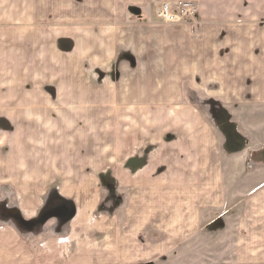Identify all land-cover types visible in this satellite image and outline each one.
<instances>
[{"label":"crops","instance_id":"1","mask_svg":"<svg viewBox=\"0 0 264 264\" xmlns=\"http://www.w3.org/2000/svg\"><path fill=\"white\" fill-rule=\"evenodd\" d=\"M72 1L0 0V39L8 24L21 32L15 53H0V264H186L188 252L200 264L198 234L228 201L229 168L264 174V0H162L194 3L200 31L155 21L161 43L175 44L174 63L165 44L158 77L145 69L107 98L75 85L113 48L74 45L57 64L54 50L21 41L58 25L63 38H84L86 0ZM103 33L97 26L89 37ZM184 82L217 84L207 95L215 125L186 99ZM66 200L72 215L56 208L37 223ZM238 227L234 264H264V178L245 196Z\"/></svg>","mask_w":264,"mask_h":264},{"label":"rangeland","instance_id":"2","mask_svg":"<svg viewBox=\"0 0 264 264\" xmlns=\"http://www.w3.org/2000/svg\"><path fill=\"white\" fill-rule=\"evenodd\" d=\"M72 2L79 5L78 1L74 0ZM120 2L126 3V6L116 8V5ZM161 2L162 0H148L147 2H144L146 3V6H142V2L138 0H118L115 4L112 3V0H86L87 8H85L86 13L83 15V19L84 22H86L87 30L85 37L81 40L63 38L62 26L57 24L58 26H54V28H50V30L43 29V27L39 26L36 34L33 35L35 38H26L21 41H23L24 44L31 45V41L34 42L37 40L39 44L38 49H44L45 51L48 49L54 50L55 56L58 58L55 59L57 64L62 62L60 57L63 54L68 55L67 52L71 51L74 48V45V50L76 51L78 50L76 47H84L90 48L91 51L88 52H92L101 41L102 48H105L106 50L113 48L111 56L112 60L110 62H106L104 65L96 64L99 66H92V61H88L85 67L86 70L83 68V71L80 72L82 73V81L84 83L85 79L86 84L83 85L81 80L77 78V85H75V89H78L75 92L76 94L86 95V97H111L112 90L117 87L116 85L120 84L121 86L122 84H126L125 81L127 79L140 75L145 69H150L152 74L155 77H158L159 67L161 66L160 58L164 57L162 52L166 45L167 54H170L172 63H174L173 60L176 55L174 54L173 49L175 44L168 38V36L167 43L166 41L164 44L161 43L159 40L160 35L164 34L165 30L158 27L159 23L155 22H165H162V19L158 17L159 6L162 5ZM10 9H13V6H11ZM74 9L82 11V8ZM176 10L179 9L177 8ZM117 14H119L120 20L125 18L124 21L126 22L116 24L114 18ZM181 23L182 25L185 23L190 24L191 30L194 32L200 31L201 29V25L197 24L196 21L187 20ZM44 25L45 24H43V26ZM97 26H99L104 32L102 40L93 36L89 37L91 31ZM22 30L26 33L28 28L24 27ZM112 30L115 31L116 35L112 34L113 36L110 37V32ZM6 32V38L4 39L2 37L0 39V46L3 45L2 43H4L5 46L0 50V53H3L5 56L7 55L8 58L10 57L9 55L11 52L15 53V48L19 45V40H17L19 38H17L16 35L20 32V29H16L15 24L11 23L8 24ZM1 34H3L2 30ZM148 53H150V55ZM84 71L86 74H84ZM63 82L66 83L65 85H68L67 81L63 80ZM201 85L195 84L192 86L189 82H184V94L186 95V99L189 102H192L204 117L210 119V122L215 125L214 119L210 117L212 103L207 95L211 96L214 93H218L220 91L219 87L214 82H209L205 86ZM52 87L53 85H49V89ZM39 93L40 95L49 94L44 87L40 88ZM58 93L59 95L66 93L70 94L71 88L70 86H67V88H61L58 90L57 94ZM153 105L154 103H152V110L154 109ZM231 105L232 108H234L236 115L240 108L238 107V104L232 103ZM236 116L238 117V115ZM229 170V175L231 176H228V179H230V182H226L228 201L224 207L211 209L206 213V219L200 233L198 234L199 243L197 256L199 257L198 260L200 264H234L242 203L245 196L256 187L260 178H264V174L253 175L252 172L255 170L254 167L242 169V166H240L239 163H235L234 166L229 168ZM66 202L67 204H56L52 201L50 204L53 205L51 207L54 209L51 208V210H47L37 223H39V225L46 224L48 220L46 221L45 216L50 215L51 218L53 216L52 211L57 210V212H59L56 217H63L71 213L73 214L74 210H71V207L74 206L73 203L68 200H66ZM114 206L119 207V205L115 204ZM25 223L30 225V222ZM194 249L195 248H193V250ZM193 254L194 252H188L185 255L189 256L183 258L184 260L187 259L186 264H189L191 259L192 261L194 260V258H191L190 256ZM164 264H175V262L171 260ZM180 264L185 263L181 262Z\"/></svg>","mask_w":264,"mask_h":264},{"label":"built area","instance_id":"3","mask_svg":"<svg viewBox=\"0 0 264 264\" xmlns=\"http://www.w3.org/2000/svg\"><path fill=\"white\" fill-rule=\"evenodd\" d=\"M178 9L173 8L170 3H164L158 10V16L169 23H178L187 20L194 21L197 12V6L194 3L191 1L182 2V5Z\"/></svg>","mask_w":264,"mask_h":264},{"label":"water","instance_id":"4","mask_svg":"<svg viewBox=\"0 0 264 264\" xmlns=\"http://www.w3.org/2000/svg\"><path fill=\"white\" fill-rule=\"evenodd\" d=\"M135 162L134 161H132V162H130V165H132V164H134ZM50 218V215H48V216H46L45 218Z\"/></svg>","mask_w":264,"mask_h":264},{"label":"trees","instance_id":"5","mask_svg":"<svg viewBox=\"0 0 264 264\" xmlns=\"http://www.w3.org/2000/svg\"><path fill=\"white\" fill-rule=\"evenodd\" d=\"M48 207H49V206H48ZM47 210H51V209H50V208H46V211H47ZM45 217H46V216H45ZM47 220H48V217L46 218V221H47Z\"/></svg>","mask_w":264,"mask_h":264}]
</instances>
